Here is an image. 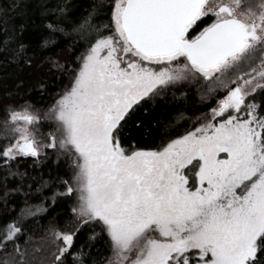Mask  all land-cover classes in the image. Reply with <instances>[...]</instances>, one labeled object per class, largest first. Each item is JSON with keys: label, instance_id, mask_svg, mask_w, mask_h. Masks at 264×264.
<instances>
[{"label": "snow or ice", "instance_id": "6c2138e0", "mask_svg": "<svg viewBox=\"0 0 264 264\" xmlns=\"http://www.w3.org/2000/svg\"><path fill=\"white\" fill-rule=\"evenodd\" d=\"M39 9L36 49L13 29L0 52L65 82L37 81L45 104L0 105V182L18 178L9 191L25 197L0 225V264H264V0H98L78 19L70 0ZM192 89L205 110L183 134L155 147L126 136ZM52 156L63 174L25 188L19 161ZM62 200L38 259L27 223Z\"/></svg>", "mask_w": 264, "mask_h": 264}, {"label": "trees", "instance_id": "16d2710c", "mask_svg": "<svg viewBox=\"0 0 264 264\" xmlns=\"http://www.w3.org/2000/svg\"><path fill=\"white\" fill-rule=\"evenodd\" d=\"M42 2L43 0H0V41H3L9 36L14 29L19 39H22L29 45V52L36 49L43 34V30L38 27L41 22L39 5ZM46 2L50 6H55L57 0H46ZM97 2L98 0H70L74 18L78 19L87 15L88 10ZM20 25H24L22 35H20ZM65 47L66 44L61 41L56 47L45 51L43 55L60 54ZM22 63V61L11 63L4 53L0 52V105L9 103L10 94L11 99L17 103H22L23 100L21 97H23L37 105L45 104L50 97L47 93L41 94L37 87V81L45 76H50L55 78V85L57 87L65 82L58 73H48L47 66L37 69L36 67H21ZM21 80L24 84L18 90L16 85ZM52 83V79H49V92L56 90L52 87ZM185 92L187 93V90ZM204 110V107L199 103L195 89H192L191 93H187L186 95L176 93L175 99L170 94L166 102L162 103L152 116L146 117V127L142 132L130 124L126 131V136L139 141L141 146L155 147L162 140L176 138L177 135L183 134L194 123V119H189L188 117H195ZM180 113L184 114L183 118H181ZM137 115L145 118L141 113ZM149 120L151 121L150 126L147 124ZM18 166L20 171H26L28 174L24 182L25 188L28 184L34 185L41 175L47 178L49 173L52 175H56L57 173L63 174L66 167L63 162L57 165L54 156L42 164H34L31 158L21 159ZM15 167L16 165H14ZM4 175L5 173L0 171V178ZM18 184L19 179L12 177H9L6 186L3 182H0V197H3L6 191L9 192L6 200L7 210L4 208L3 200H0V225H3L5 222H10L11 218L17 215L19 210L24 206L25 197L23 194L9 191V189L16 187ZM29 199L30 202H36L35 197ZM69 204L70 201L62 200L58 207L49 210L48 215L40 216L36 219H29L27 228L33 235L29 248L30 250H36L38 259L42 254L41 248L44 243L41 240L44 232L43 226H46L48 220L52 217H56L62 223ZM79 239L83 241L85 236L82 234ZM2 258V253H0V261H2Z\"/></svg>", "mask_w": 264, "mask_h": 264}]
</instances>
